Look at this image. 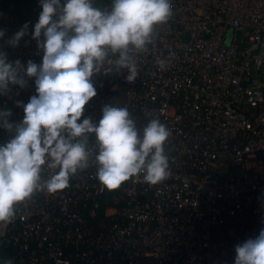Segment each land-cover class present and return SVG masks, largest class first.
<instances>
[{"label":"built area","instance_id":"obj_1","mask_svg":"<svg viewBox=\"0 0 264 264\" xmlns=\"http://www.w3.org/2000/svg\"><path fill=\"white\" fill-rule=\"evenodd\" d=\"M128 70L97 73L85 115L126 106L137 127L158 118L171 131L170 176L151 185L129 179L108 189L96 165L55 193L36 191L15 205L0 236L12 264H233L235 246L264 228V0H171ZM110 0H97V6ZM38 0L0 4V47L10 60L39 63L31 37ZM27 23L17 46L7 41ZM165 62L161 68L159 61ZM29 81L0 97L22 116ZM8 138L0 130V142ZM47 176V172L44 173Z\"/></svg>","mask_w":264,"mask_h":264},{"label":"clouds","instance_id":"obj_2","mask_svg":"<svg viewBox=\"0 0 264 264\" xmlns=\"http://www.w3.org/2000/svg\"><path fill=\"white\" fill-rule=\"evenodd\" d=\"M41 11L31 37L41 53L39 63L10 60L0 47V97L29 81L35 93L15 100L22 116L0 107V236L14 219L15 205L34 192L55 193L69 186L78 170L96 165V178L108 189L131 179L151 185L170 172L166 142L170 129L158 118L137 127L126 106L106 103L101 116L85 115L97 94V73L128 70L134 79L133 53L146 50L155 26L172 15L171 0H38ZM27 23L7 41L17 46ZM5 35L0 28V39ZM164 67L165 62L160 60ZM47 172V176L44 173ZM0 264H12L10 259ZM233 264H264V228L235 246Z\"/></svg>","mask_w":264,"mask_h":264},{"label":"crops","instance_id":"obj_3","mask_svg":"<svg viewBox=\"0 0 264 264\" xmlns=\"http://www.w3.org/2000/svg\"><path fill=\"white\" fill-rule=\"evenodd\" d=\"M4 1H6V0H0V4L3 3Z\"/></svg>","mask_w":264,"mask_h":264}]
</instances>
